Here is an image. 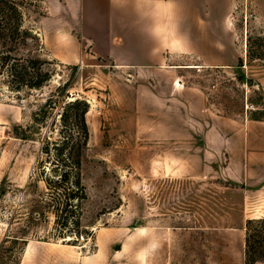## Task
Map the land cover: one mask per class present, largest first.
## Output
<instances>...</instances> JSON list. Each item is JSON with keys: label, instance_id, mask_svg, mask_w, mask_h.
I'll return each instance as SVG.
<instances>
[{"label": "rangeland", "instance_id": "1", "mask_svg": "<svg viewBox=\"0 0 264 264\" xmlns=\"http://www.w3.org/2000/svg\"><path fill=\"white\" fill-rule=\"evenodd\" d=\"M33 1L26 27L40 45L25 52L51 62L54 75L21 92L0 78V264H245L246 222L264 208V0L219 9L237 65L184 70L179 92L169 65L112 63L148 62L128 52V0ZM101 37L112 62L95 54ZM65 98L90 103L78 238L58 237L37 176ZM49 101L59 104L47 114Z\"/></svg>", "mask_w": 264, "mask_h": 264}, {"label": "trees", "instance_id": "2", "mask_svg": "<svg viewBox=\"0 0 264 264\" xmlns=\"http://www.w3.org/2000/svg\"><path fill=\"white\" fill-rule=\"evenodd\" d=\"M35 6L33 0H0V78L14 92L40 90L54 75L51 62L25 52L30 43L40 45L38 34L26 27L27 11ZM58 104L49 101L44 112ZM89 111L86 99L65 98L60 105L58 137L54 139V132L48 136L38 161L37 176L45 188L42 206L44 212L54 217L58 237L62 238L68 234L82 236V207L87 200L83 163L90 139ZM43 118L37 116V120ZM245 231V264H257L264 258V218L247 220Z\"/></svg>", "mask_w": 264, "mask_h": 264}, {"label": "crops", "instance_id": "3", "mask_svg": "<svg viewBox=\"0 0 264 264\" xmlns=\"http://www.w3.org/2000/svg\"><path fill=\"white\" fill-rule=\"evenodd\" d=\"M196 2L205 11V15L191 14V9L182 0H128L123 6L126 9L125 22H130L125 27L126 39L131 42L128 52L146 56L148 62H112L109 51L111 46L105 37H101L99 43H92L96 56L107 58L116 67H136L139 72L156 65H169L166 66L167 70L177 75L170 82V87L176 92L186 88L184 81L180 80V73L184 70L202 72L207 69L234 68L240 55L231 37L224 33L222 24L220 25L223 19L219 16L220 8L224 10V14L227 11L229 0ZM207 7H214V10L206 12ZM193 55L196 63L186 62V58L190 59ZM160 57H163L162 60ZM172 57H181L182 60L167 64ZM177 82H182L179 87L182 90L175 87ZM185 125L191 129L190 122ZM253 206L256 209L255 203ZM258 218H264V208Z\"/></svg>", "mask_w": 264, "mask_h": 264}, {"label": "water", "instance_id": "4", "mask_svg": "<svg viewBox=\"0 0 264 264\" xmlns=\"http://www.w3.org/2000/svg\"><path fill=\"white\" fill-rule=\"evenodd\" d=\"M118 248H120V247H118Z\"/></svg>", "mask_w": 264, "mask_h": 264}]
</instances>
